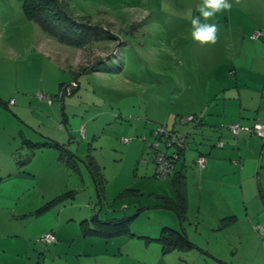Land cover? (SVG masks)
Instances as JSON below:
<instances>
[{
	"label": "rangeland",
	"instance_id": "rangeland-1",
	"mask_svg": "<svg viewBox=\"0 0 264 264\" xmlns=\"http://www.w3.org/2000/svg\"><path fill=\"white\" fill-rule=\"evenodd\" d=\"M200 2L66 0L70 14L96 26L103 37L95 34L100 40L74 48L45 37L24 15L22 0H0V166L8 170L11 162H23L22 170L35 179L34 187L28 185L24 193H11L0 184V241L8 244L0 251V264H42L38 256L48 250L39 245L35 254L28 252V233L35 221L56 220L60 210L59 217L67 215V225L72 224L70 234L81 237L60 249L66 257L52 255L46 264H62V259L80 264L75 254L94 258L95 264H159L153 247L144 251L152 243L166 264H264L253 235L241 223L231 224L218 202L219 192L199 181L203 174L195 160V165H187L201 135L223 144L216 147V155L227 141L235 143L231 135L224 138L219 126H199L198 118L207 119L208 112L225 108L224 99L234 101L235 78L241 82L247 73L236 61L237 22L251 17L236 16L235 0H229L232 8L208 21L217 25L216 43L201 46L192 41L185 18L188 13L198 15ZM156 125L165 131L186 130L184 135L172 133L180 138L174 145L183 149L174 169L187 172L181 180L184 213L193 219L200 206L205 225L195 228L193 220L191 225L180 221L187 240L194 241L191 248L163 251L154 241L161 227H178V222L171 226L176 215L163 208L160 199H174L173 178L170 173L162 177L151 160ZM43 137L56 145L26 144L40 145ZM214 160L223 167L221 172L228 171L227 159ZM91 173L99 178L97 189H103L100 201ZM198 193L200 205L195 200ZM31 194L43 195L40 205L46 208L22 216L18 209ZM210 208L218 209L217 215ZM46 211L45 222L36 219ZM94 215L102 222L128 221L123 231L108 235L116 226L99 225ZM95 225L102 234L82 237V230Z\"/></svg>",
	"mask_w": 264,
	"mask_h": 264
},
{
	"label": "crops",
	"instance_id": "crops-1",
	"mask_svg": "<svg viewBox=\"0 0 264 264\" xmlns=\"http://www.w3.org/2000/svg\"><path fill=\"white\" fill-rule=\"evenodd\" d=\"M235 6L234 12L236 13V16L251 17L245 18L248 20L242 19L237 22L239 24L240 41L239 49L237 50V56H239L236 58V61L237 59L239 60V64L243 67V72L247 73L244 74V78L241 82L239 78H235L234 86H236L237 93L234 101L227 102L224 99V102L226 103L224 104L223 102V106H226L225 108L220 111L219 109H215L213 110L214 112H208L207 119L204 118V116H202V118H198L199 126H205L207 123L212 128L219 126L223 129V135L226 140H228L229 135H233L227 128L222 127L224 124L229 125L237 123L241 126H249L254 121L264 123V0H240V3H235ZM259 31L261 33H258L256 37H253V34ZM251 60L252 63L250 62ZM255 60H259V62L256 64L254 62ZM248 73L251 75H248ZM247 75L250 78H248ZM235 106L238 109L237 113L228 111L230 107L234 108ZM196 129L201 130L199 127ZM171 130L174 133L177 132L178 134H184L183 132L186 131H178L174 127L171 128ZM193 132H195V130H193ZM188 134L189 132L187 135ZM232 138L235 140V143L227 141L224 148H222V144V149L219 154L216 155L215 151H218V148H216L217 142L210 141L209 137L206 139V136L201 135L200 141L198 143H193V151L195 154L190 156V162H188L187 165L189 163L194 164L195 158L199 155H203L205 157V164L202 168H200V174L203 175L199 176V181L205 185L209 184L210 187L219 192L217 195L220 198L218 202L221 204L220 206L226 213V217H230L231 224L237 222L241 223L242 227L247 229L250 234L253 235L255 243L259 245L261 249L262 262H264V148H262V141H260L257 136L249 135L244 131L238 132L237 136H233ZM216 157L217 159L219 157L227 159V164L225 166L228 170L227 172H221L223 167L216 164L214 160ZM231 160H233V163ZM182 167L186 168L184 160ZM4 172L5 174H3ZM184 173L187 174L186 170ZM184 173L181 171L183 179H185ZM1 183H4L5 186L9 187L11 189V193H24V191H27L30 188L28 185L31 184L34 187L35 179L32 173L22 170L21 164L18 162H11L8 170H5L3 165L0 166V184ZM43 197V195H39L37 198H33L31 194L29 202L22 208L18 209L19 213L22 214V216L24 214L31 216L33 212L32 210L41 208L40 204L44 200ZM195 200L200 205L202 200L201 194L199 195L198 193ZM206 202L207 201L205 200V203ZM15 207H17V205H15ZM197 209L196 213L193 214V219H191V216L187 213H184L185 216L183 218L189 225L192 224L191 220H193V226L195 228H197L199 224L204 225V221L199 218L200 206ZM212 209L213 208H210V210ZM62 211L63 210L58 211L56 220L50 221L48 224H40L35 221L32 229L28 233V238L30 239V242L32 241V243L28 242L25 246L26 249H28V252L30 250L32 254H35V251L37 252V250L41 247L39 245H42L48 250L45 255L38 256L39 258L42 257V264H46V262L50 261V257L52 255L53 258H61V256L66 257V254L60 252V249L68 246L74 237H81L78 236L77 233H74V235L70 234L72 224L71 226L67 225V215L63 216V218L59 217ZM217 212L218 209H213V214L217 215ZM46 214L47 211L41 216L36 217V219H40L45 222L44 217ZM213 220H215V218H213ZM213 220H211V222ZM175 222L178 221L173 220V225L171 226H175ZM179 225L183 227V225L178 222V226ZM61 227L66 230L67 233L64 232ZM48 231H51L54 234L55 241L53 243L46 246L40 243H37L36 245L33 244V239ZM3 235L4 234L0 233L1 238H4ZM87 235L88 234H82V237ZM238 236L240 237L239 233ZM206 241L207 240L205 239V242ZM190 242L194 244L193 240ZM156 245L157 244L155 243L149 244L144 251L147 253L149 251V247H153L155 249V251H153V254L155 255L154 262L166 264L163 259L164 257L162 256L163 253L159 251L160 248H157ZM7 246V243L0 241V251L6 250ZM74 257L78 258L80 264H95L96 262L93 260L94 258L88 260L89 257L85 258L83 255L79 254H75ZM62 260V264H70L66 259Z\"/></svg>",
	"mask_w": 264,
	"mask_h": 264
},
{
	"label": "trees",
	"instance_id": "trees-1",
	"mask_svg": "<svg viewBox=\"0 0 264 264\" xmlns=\"http://www.w3.org/2000/svg\"><path fill=\"white\" fill-rule=\"evenodd\" d=\"M21 6H22V11L24 12V15L26 16V18L32 21L45 37H47L48 39L54 40L62 45L77 48L84 44H88V43L91 44L92 42L90 41H93V39L95 40V42L100 40L97 37H93L95 34H97L98 37L103 39V37L100 36V34H98L97 32L98 28L96 26H92L89 24L88 25L82 24L80 23V21L76 20L70 14L67 4H66V0H22ZM95 42L93 41V44ZM89 69L90 68H87L86 71ZM155 128L153 130H155ZM166 131L174 133L171 129L166 130ZM180 135H184V134H180ZM152 138L155 140L157 139L158 141L161 140V136L158 134L152 133ZM153 139L150 142V144L154 143L155 140ZM26 144L32 145L35 148H39L41 145H53V144L56 145V143L48 141V139H46L45 137H43V139L41 140L40 145L35 144V143H29V142H26ZM174 151L177 152L178 154L177 158H178L181 152L183 151V149L179 148L178 146L176 147L174 145L173 149L170 148V152H169V149L167 150V153L169 155L171 152H174ZM155 157L156 155L151 150V160L156 164ZM22 163L23 162H21V164ZM169 173H170L169 176L173 178L171 180V185H172V189L174 192V199H169V197H160V199L162 200L161 206L163 208L170 209L171 211H173V213L176 215L177 221L180 223V221L184 218V206H183L184 195H183V187L181 184V180L183 179V176L181 172H177L176 170H174V162H173L172 169ZM96 175L97 174L95 173V177H94L92 176V173H91V176L93 177V182L96 185L95 192L97 193V197L100 201V197H101L103 189L101 187L97 189V180H99V178ZM102 198H103V195H102ZM44 207L46 206L43 204L41 205L40 209ZM93 219L99 225L104 224V223H110L111 225L116 226V229L114 231H112L111 233H107L108 235H111L114 233H120L121 231H123L126 225V222L128 221V218H122V219H116L115 221L105 220L104 222H102L95 215L93 216ZM84 221L86 222V220ZM84 221H81V223ZM83 228L84 227L82 226V229ZM176 228L177 230L171 229L169 227H164V226L161 227L159 236L154 239V241H157L158 243H160L161 249L167 250L168 247L187 249V248L193 247V244L189 240H187L184 228L181 225H179ZM48 232L51 233L54 237L53 232L51 231H48ZM82 234L83 235L85 234L97 235V234H102V232L99 229V227L95 225L92 227H87L85 230H82ZM42 235L33 239L34 242L40 243L43 245H48L55 241V237H54L53 242L45 243L40 240Z\"/></svg>",
	"mask_w": 264,
	"mask_h": 264
},
{
	"label": "built area",
	"instance_id": "built-area-1",
	"mask_svg": "<svg viewBox=\"0 0 264 264\" xmlns=\"http://www.w3.org/2000/svg\"><path fill=\"white\" fill-rule=\"evenodd\" d=\"M259 32H255L253 34V37H256V35ZM227 128L231 132V134L236 137L238 132L244 131L249 135H255L259 137L262 141V145L264 148V123L254 121L251 125L249 126H241L237 123H232L227 125ZM153 134H158L161 136V140L158 141L157 139L155 140L153 144H150V148L152 152L156 155V165L159 166V170L157 172L162 176L165 177L172 169L173 162L177 158V152H171L169 155L167 153V150L170 148L173 149V145L180 143V138L172 134L171 132H167L163 129V126L157 125L155 130H153ZM163 137V138H162ZM216 146H221L220 143H216ZM167 153V154H166ZM195 164L198 165L199 168H202L205 164V157L202 155H199L195 159ZM41 241L45 243H51L54 241V237L51 233L47 232L44 233L41 238Z\"/></svg>",
	"mask_w": 264,
	"mask_h": 264
},
{
	"label": "clouds",
	"instance_id": "clouds-1",
	"mask_svg": "<svg viewBox=\"0 0 264 264\" xmlns=\"http://www.w3.org/2000/svg\"><path fill=\"white\" fill-rule=\"evenodd\" d=\"M236 4L240 0H235ZM232 3L229 0H201L197 5L198 15L188 13L185 18L190 21L191 25V39L192 41L200 44H215L217 41V25L208 23L217 13L230 10Z\"/></svg>",
	"mask_w": 264,
	"mask_h": 264
}]
</instances>
